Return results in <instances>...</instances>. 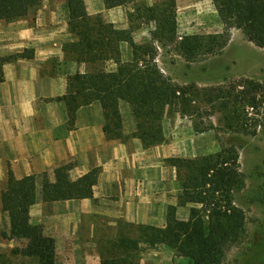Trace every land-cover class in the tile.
<instances>
[{"label":"trees","instance_id":"obj_1","mask_svg":"<svg viewBox=\"0 0 264 264\" xmlns=\"http://www.w3.org/2000/svg\"><path fill=\"white\" fill-rule=\"evenodd\" d=\"M44 0H0V21H15L27 17L39 9ZM64 1L70 12L69 31L72 41L64 46L67 60L85 64V73L69 76L68 93L60 100L66 102L70 122L82 106L99 101L113 138L126 141L138 138L145 149L166 143L164 119L171 108L177 107L183 115L194 116L199 111L195 105L200 92L210 100L209 90L196 84L181 85L165 74L158 63L161 47L173 46L187 62L206 60L220 55L229 45L232 30L237 29L244 37L264 48V0H213L224 25L221 33L188 34L179 40L177 10L174 0L166 6L153 5L142 8L146 0H104L107 7L133 5L137 16L129 13L130 27L118 28L107 22L101 13L89 14L85 0ZM154 21L150 39L142 43L135 40L136 19ZM132 47V59L124 61L121 44ZM29 57L27 53L0 58V82L4 80V64L12 58ZM113 61L116 67L107 68ZM243 91L236 95L218 96L221 109H229V128L248 131L247 120L240 122L244 106L258 104V95L264 94V85L253 80L240 84ZM222 92V91H221ZM207 98V99H206ZM131 108L136 128L131 135L124 130L121 104ZM211 103V102H210ZM213 104V103H212ZM196 129L199 126L196 125ZM211 128L203 129L208 131ZM255 133V132H254ZM167 163L176 168L179 184L178 203L168 208L165 227L132 225L142 234L140 239H122L125 247L139 254L141 242L149 248L166 245L190 264H222L229 247L245 237L247 216L235 203V192L245 185L241 171L240 153L235 145L223 146L214 153L196 157H170ZM73 165L62 164L54 169V180L48 172L41 180L44 202L82 200L92 198L94 186L101 172L95 168L83 177L73 180ZM38 177L31 175L15 178L12 171L2 192L3 211L8 214L10 227L2 232L7 240H25V248L18 253L37 257L41 264H58L55 239L45 234L42 224H33L31 208L38 200ZM193 205L189 218L178 217L181 207ZM104 264H138L127 258L106 261Z\"/></svg>","mask_w":264,"mask_h":264},{"label":"crops","instance_id":"obj_2","mask_svg":"<svg viewBox=\"0 0 264 264\" xmlns=\"http://www.w3.org/2000/svg\"><path fill=\"white\" fill-rule=\"evenodd\" d=\"M174 1L179 34L213 26L218 28L215 33L223 32L213 0ZM85 2L89 14L101 13L118 28L130 27L129 5L109 8L104 0ZM69 19L64 1L44 0L25 18L0 21V58L20 53L29 56L6 61L4 80L0 82V229L8 231L10 227L2 204L10 171L17 179L38 177V200L31 208V220L51 225L52 237L80 238L83 229L93 236L96 230L108 229L120 221L165 227L168 208L177 205L179 192L176 168L166 160L199 155L175 144L145 149L138 138H113L99 101L79 108L75 122H70L67 104L60 98L68 93L69 76L85 73L88 67L65 57L64 46L73 39ZM237 31L241 32L232 30L231 41ZM121 49L123 60H131L130 44L122 43ZM115 67L113 61L107 63L108 69ZM123 118L125 133L133 132L134 117V129ZM69 163L73 165V180L101 169L93 197L44 202L43 174L48 172L54 180V169Z\"/></svg>","mask_w":264,"mask_h":264},{"label":"rangeland","instance_id":"obj_3","mask_svg":"<svg viewBox=\"0 0 264 264\" xmlns=\"http://www.w3.org/2000/svg\"><path fill=\"white\" fill-rule=\"evenodd\" d=\"M170 1L152 0L149 4L145 2L139 5L142 8L156 4L166 6ZM129 7L131 10L128 12L135 14L136 17L137 7L133 5ZM135 25L139 26L134 32L138 43L149 40L155 22H147L142 18L140 21L136 19ZM216 30L218 28L213 26L210 29H194L190 34H215ZM179 35L181 40L182 36L188 34ZM158 63L166 75L179 84L194 83L201 89L209 90L210 100L216 99V102L210 101V103L204 99V92H200L199 99L195 102L199 111L194 116L183 115L175 106L171 108L164 119L167 137L164 144H175L176 148L183 150L192 149V153L196 155L214 153L223 146L235 145L240 153L245 185L234 195L236 205L244 210L247 216L246 234L244 238L229 247L222 264H264V94L258 95V104L255 106L242 104L239 106V111L242 112L240 122L247 120L248 131L231 129L227 126L228 123L234 122L231 120L229 109L220 108L223 99L217 98V95H222L220 93H224V96L229 93L232 95L240 93L244 89L240 84L247 80L264 85V48L249 42L241 32L237 31L231 43L218 56H209L206 60L189 63L174 50L173 46H169L160 48ZM128 107L129 105L123 104L122 112L126 123L134 129L132 111ZM196 125L200 130L196 129ZM233 126L236 127V123ZM207 127L211 129L203 131ZM130 131L127 135L133 133ZM192 206L183 207L178 217L187 220ZM33 224H42L45 234L52 237L51 225H47L45 221H37ZM132 225L140 224L120 221L116 226L96 230L93 236L90 230L83 229L80 238L52 237L56 243L58 264H96L95 261L97 264H104L106 261L122 263L124 258L138 264H190L187 259L178 256L166 245L149 248L141 242L139 254L134 255L135 252L127 249L122 240H142L140 230ZM2 229H0V264H41V260L37 257L18 253L25 248L27 242L4 239Z\"/></svg>","mask_w":264,"mask_h":264}]
</instances>
